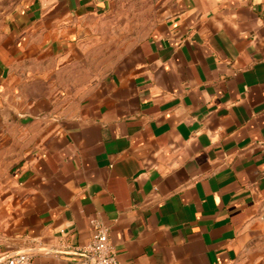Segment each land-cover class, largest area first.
<instances>
[{
	"label": "crops",
	"instance_id": "1",
	"mask_svg": "<svg viewBox=\"0 0 264 264\" xmlns=\"http://www.w3.org/2000/svg\"><path fill=\"white\" fill-rule=\"evenodd\" d=\"M118 2L0 0V257L264 264V0Z\"/></svg>",
	"mask_w": 264,
	"mask_h": 264
},
{
	"label": "built area",
	"instance_id": "2",
	"mask_svg": "<svg viewBox=\"0 0 264 264\" xmlns=\"http://www.w3.org/2000/svg\"><path fill=\"white\" fill-rule=\"evenodd\" d=\"M91 237L81 245L70 247L78 254V264H120L114 245L109 238L108 227L97 216L89 219ZM0 264H35L30 252L17 251L0 257Z\"/></svg>",
	"mask_w": 264,
	"mask_h": 264
},
{
	"label": "rangeland",
	"instance_id": "3",
	"mask_svg": "<svg viewBox=\"0 0 264 264\" xmlns=\"http://www.w3.org/2000/svg\"><path fill=\"white\" fill-rule=\"evenodd\" d=\"M159 0H119L117 10L125 12H136L137 22L144 23V14L151 11L155 13ZM132 18V15H131Z\"/></svg>",
	"mask_w": 264,
	"mask_h": 264
}]
</instances>
